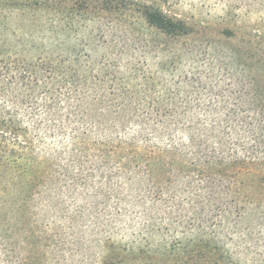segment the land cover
<instances>
[{
  "label": "trees",
  "instance_id": "16d2710c",
  "mask_svg": "<svg viewBox=\"0 0 264 264\" xmlns=\"http://www.w3.org/2000/svg\"><path fill=\"white\" fill-rule=\"evenodd\" d=\"M172 1L0 0V264H264V0Z\"/></svg>",
  "mask_w": 264,
  "mask_h": 264
},
{
  "label": "rangeland",
  "instance_id": "374dc122",
  "mask_svg": "<svg viewBox=\"0 0 264 264\" xmlns=\"http://www.w3.org/2000/svg\"><path fill=\"white\" fill-rule=\"evenodd\" d=\"M172 7L169 10L182 18H186L191 23L206 22L211 24H222V19L226 14V7L224 4L218 3L216 0H173ZM169 8V7H168ZM242 13V11H239ZM19 18L15 16L14 22L19 24ZM167 238L162 234H157L153 237L152 242L155 247H164ZM148 262V264H157ZM246 261H244V264ZM129 264H137L130 262ZM248 264V262H247Z\"/></svg>",
  "mask_w": 264,
  "mask_h": 264
}]
</instances>
